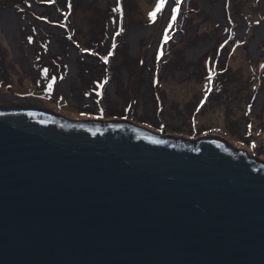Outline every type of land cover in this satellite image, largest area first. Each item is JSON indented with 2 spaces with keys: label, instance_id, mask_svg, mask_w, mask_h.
Wrapping results in <instances>:
<instances>
[{
  "label": "water",
  "instance_id": "95a60500",
  "mask_svg": "<svg viewBox=\"0 0 264 264\" xmlns=\"http://www.w3.org/2000/svg\"><path fill=\"white\" fill-rule=\"evenodd\" d=\"M0 264H264V161L0 93Z\"/></svg>",
  "mask_w": 264,
  "mask_h": 264
},
{
  "label": "rangeland",
  "instance_id": "374dc122",
  "mask_svg": "<svg viewBox=\"0 0 264 264\" xmlns=\"http://www.w3.org/2000/svg\"><path fill=\"white\" fill-rule=\"evenodd\" d=\"M207 1L223 3L218 15L179 0L168 16L177 0H165L153 20L158 0H0L23 23L18 34L0 28V93L77 120L219 136L264 161V0ZM136 30L145 31L134 48Z\"/></svg>",
  "mask_w": 264,
  "mask_h": 264
},
{
  "label": "bare ground",
  "instance_id": "6f19581e",
  "mask_svg": "<svg viewBox=\"0 0 264 264\" xmlns=\"http://www.w3.org/2000/svg\"><path fill=\"white\" fill-rule=\"evenodd\" d=\"M104 1V0H103ZM201 2H203V4L208 7V9L212 10L213 13L215 14H219L220 11H221V7L223 5L222 2H220L217 6H212V5H209L208 1L207 0H200ZM0 13L1 14H7L9 13L8 15L9 16H2L0 17V28H6L10 30L9 33H17L18 34V30H19V24H23L22 22H19V20L17 19L16 15L15 14H12L11 12H9V10H6V9H1L0 10ZM114 26H111V29H113ZM8 30V31H9ZM145 30H136L130 40L132 41L133 44H135L134 48L136 47V42H137V39L141 36V32H144ZM261 33H264V31L260 32ZM261 37V35H259ZM51 44L53 45L54 48H56L57 46L55 45V42L54 40L51 41ZM201 49V48H200ZM201 51L200 50H196V51H193L189 54L190 57H195L198 53H200ZM74 55V54H73ZM71 59L72 61L70 62L69 64V67H70V74L72 75V73H75L76 70H77V67H76V63H75V60H73V56H71ZM70 84V75L68 76V78L65 80V86H68ZM113 90H114V87L112 86ZM264 99V94L260 97V101H263ZM15 103H21V102H18V101H14L12 104L15 105ZM45 105V104H44Z\"/></svg>",
  "mask_w": 264,
  "mask_h": 264
},
{
  "label": "snow or ice",
  "instance_id": "6c2138e0",
  "mask_svg": "<svg viewBox=\"0 0 264 264\" xmlns=\"http://www.w3.org/2000/svg\"><path fill=\"white\" fill-rule=\"evenodd\" d=\"M165 0H158L157 8L154 12L150 13V17L155 20L156 12L160 11L164 6ZM179 10V0H177V6L174 9H171L172 12H177ZM172 19L175 20V16H172ZM254 146V145H253Z\"/></svg>",
  "mask_w": 264,
  "mask_h": 264
},
{
  "label": "trees",
  "instance_id": "16d2710c",
  "mask_svg": "<svg viewBox=\"0 0 264 264\" xmlns=\"http://www.w3.org/2000/svg\"><path fill=\"white\" fill-rule=\"evenodd\" d=\"M126 3L128 4V3H129V0H126ZM131 6L135 8V5H132V3H131ZM115 14H117V10H115V12L112 11V13H111L110 16L113 17ZM124 49H126V47H124L123 49H122V48H119L118 51H120V52L122 53V51H124ZM125 60H126V58H125ZM92 79H93V78H92ZM92 79H91V80H92ZM142 81H145V80H144V79L141 80V83H142ZM91 82H92V81H90V83H91ZM88 84H89V83H88ZM128 89H129V88H128ZM125 90H126V89H125ZM123 92H124V93H128V90H127V91H123Z\"/></svg>",
  "mask_w": 264,
  "mask_h": 264
},
{
  "label": "flooded vegetation",
  "instance_id": "af4514ba",
  "mask_svg": "<svg viewBox=\"0 0 264 264\" xmlns=\"http://www.w3.org/2000/svg\"><path fill=\"white\" fill-rule=\"evenodd\" d=\"M262 11H263V10H262ZM261 15H262V16L264 15V14H263V12H262V14H261ZM180 70H181V69H180ZM182 71H183V70H182ZM122 97H123V96H122ZM123 99H124V98H123Z\"/></svg>",
  "mask_w": 264,
  "mask_h": 264
}]
</instances>
